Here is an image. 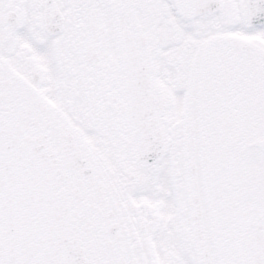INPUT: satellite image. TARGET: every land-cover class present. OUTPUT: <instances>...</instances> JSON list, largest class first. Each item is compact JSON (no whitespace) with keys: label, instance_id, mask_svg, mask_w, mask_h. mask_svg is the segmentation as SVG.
<instances>
[{"label":"snow or ice","instance_id":"obj_1","mask_svg":"<svg viewBox=\"0 0 264 264\" xmlns=\"http://www.w3.org/2000/svg\"><path fill=\"white\" fill-rule=\"evenodd\" d=\"M0 264H264V0H0Z\"/></svg>","mask_w":264,"mask_h":264}]
</instances>
